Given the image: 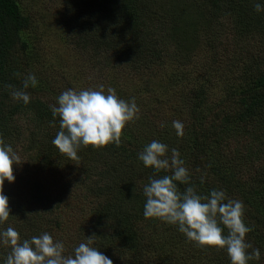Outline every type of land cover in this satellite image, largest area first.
Segmentation results:
<instances>
[{"label": "trees", "instance_id": "1", "mask_svg": "<svg viewBox=\"0 0 264 264\" xmlns=\"http://www.w3.org/2000/svg\"><path fill=\"white\" fill-rule=\"evenodd\" d=\"M256 2L0 0V136L20 156L29 154L32 169L54 172L59 182L51 189L52 175L48 182L27 181L24 191H4L10 217L0 227H14L24 239L48 232L69 253L93 236L113 264H230L226 251L198 246L176 226L143 216L144 184L165 173L145 167L137 154L156 139L179 150L198 194L223 189L243 201L245 223L253 228L247 240L261 253L249 264H264V12L254 10ZM30 3L59 4L81 72L63 56L54 67L56 51L45 53L50 25ZM65 43L60 48L70 46ZM51 69L57 75L66 69L59 80L68 81L60 84ZM29 72L39 83L27 89L24 105L10 93ZM219 75L226 78L217 86ZM99 85L125 100L134 97L139 119L123 130L119 146L82 147L72 160L52 144L59 120L49 106L68 88ZM157 91L160 111L140 102ZM170 95L172 101L163 100ZM169 102L174 113L165 115ZM173 120L183 122V136ZM73 201L85 218L79 230L60 236L70 230L66 213ZM8 251L0 246V257Z\"/></svg>", "mask_w": 264, "mask_h": 264}, {"label": "clouds", "instance_id": "2", "mask_svg": "<svg viewBox=\"0 0 264 264\" xmlns=\"http://www.w3.org/2000/svg\"><path fill=\"white\" fill-rule=\"evenodd\" d=\"M254 10L264 12V0H257ZM38 83L36 75L29 72L21 77V87L9 86L13 87L10 95L27 105L30 102L27 89L35 88ZM49 107L53 120H59V131L52 144L72 160H79L78 152L82 147L119 146L123 130L139 119L140 111L134 97L125 100L112 87L105 92L103 85L78 91L68 88ZM172 127L177 136H183L182 121L173 120ZM137 159L154 173H165L149 177V182L143 186L145 218L176 226L187 240L198 246L226 251L230 264L259 260L260 249L247 240L253 228L245 223L243 201L228 197L223 189H211L207 195L198 194L190 183V171L179 150L169 148L160 140L153 139L145 144ZM19 162L13 147L0 136V226L10 217L4 182L15 180L13 165ZM178 184L187 187L181 191ZM92 237H87L86 242H80L69 253L65 243L48 232L24 239L14 227H0V246L9 249L0 257V264H113L94 246Z\"/></svg>", "mask_w": 264, "mask_h": 264}, {"label": "rangeland", "instance_id": "3", "mask_svg": "<svg viewBox=\"0 0 264 264\" xmlns=\"http://www.w3.org/2000/svg\"><path fill=\"white\" fill-rule=\"evenodd\" d=\"M37 12L40 14V16H42L43 18L46 19V21H48L49 23V32H48V36L51 38V40L48 43V47H46L45 49V53L46 55H49L50 53H54L56 51V54L54 56V60H55V65L54 67L56 69H59V67L61 66V63H64V60L67 59L68 60V64L70 65L71 70H74L76 67V71L77 73L82 71V68L80 67V64L78 63V59L80 58L78 55H76L74 53V48H77L76 43L75 42H71L69 40V33H67L66 28L64 27L62 21H63V13L61 11V7H59V4L56 3V5H52L49 3H45V4H34V3H30L29 7H33V6H37ZM226 26V24H224ZM60 42H66L65 45H70L68 47L63 48L64 46H59ZM62 56L65 59H62ZM67 56V58H66ZM44 58V53H41V57L40 59ZM202 53L200 52L197 56L196 59H202ZM61 60V61H60ZM41 62H44V60H42ZM61 62V63H59ZM77 62V63H76ZM58 72H60L59 75H57V70L55 69H51V74L56 75V77L54 79H56L57 81L59 80V77H61L62 73H67L66 69H61ZM220 77V80L218 81V78ZM226 77H222V76H218L214 81V84H216L217 86H220V83L222 81H224ZM68 79L66 78H60L59 83L63 84L64 82H67ZM214 92H216V96H219V90L215 87L214 88ZM162 93L160 91H157L155 93H147L144 96H142V98H140V102L144 103L147 102L149 104H152V107L145 104V106L149 107L150 109L154 110L153 106H156L157 108H159V111L161 110L159 105H157L159 102H162V100L160 99V95ZM119 97H121L120 95H118ZM122 98V97H121ZM127 100V99H126ZM164 101H172V97L170 95V99L168 100L163 99ZM170 104L172 103H168V105L166 106V108L164 110H162V113L165 115H172L174 113V110L171 108ZM158 114V113H157ZM19 156V160L20 162L19 167L18 164H14L13 165V174L15 176V180L13 182H11V184H5L3 187V192L4 191H12L13 193H18V190L20 191H24L27 188H30L31 184L29 182V184H26L27 181H34V180H42L44 182H48L50 178H52V175L54 177V172H51L49 174H45L43 173L39 167H37V169H32L31 163H30V157L29 154H26L24 156H20V154H17ZM22 177H24V179L22 180ZM53 180V184L51 186V189H55L56 188V184H58V180L51 179ZM5 194V193H4ZM16 196V195H14ZM80 206L78 204H75V202L73 201L71 203V206L69 207V212L66 213L68 216L67 219V227H70V230L66 232H62V234H60V236H65L66 234H68L71 230H75L78 228V230L80 229V225L79 223H81L84 218H85V213L80 211ZM157 261V260H156ZM155 260H153L152 262H154V264L156 263Z\"/></svg>", "mask_w": 264, "mask_h": 264}]
</instances>
